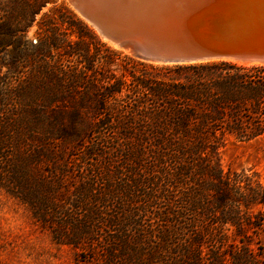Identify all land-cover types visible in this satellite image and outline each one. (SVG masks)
<instances>
[{
    "label": "trees",
    "instance_id": "16d2710c",
    "mask_svg": "<svg viewBox=\"0 0 264 264\" xmlns=\"http://www.w3.org/2000/svg\"><path fill=\"white\" fill-rule=\"evenodd\" d=\"M52 1L0 0V47L16 51L0 75V193L82 264H262L245 242L264 229V186L219 156L264 141V66L112 69L119 54L64 4L35 22Z\"/></svg>",
    "mask_w": 264,
    "mask_h": 264
},
{
    "label": "water",
    "instance_id": "95a60500",
    "mask_svg": "<svg viewBox=\"0 0 264 264\" xmlns=\"http://www.w3.org/2000/svg\"><path fill=\"white\" fill-rule=\"evenodd\" d=\"M99 37L152 65L264 66V0H69Z\"/></svg>",
    "mask_w": 264,
    "mask_h": 264
},
{
    "label": "rangeland",
    "instance_id": "374dc122",
    "mask_svg": "<svg viewBox=\"0 0 264 264\" xmlns=\"http://www.w3.org/2000/svg\"><path fill=\"white\" fill-rule=\"evenodd\" d=\"M61 4H64L80 18L72 9L69 0H54L52 3H48L45 7L41 8L35 16V22L40 21L44 14L51 15L54 13L58 15V13H63V10L59 12L55 11V8H60ZM88 27L95 34L100 44L109 47L119 54L117 57H114L112 69L118 66L120 64L119 61L125 56L133 58L126 50L112 47V45L99 37L90 26ZM37 28L38 26L34 23L27 33V37L31 42L35 40ZM16 38L19 37L16 36ZM22 42L26 43V40L22 38ZM86 42L88 43L90 53L97 50V58L102 62V57L107 55L106 51H104L105 49L100 47V45H96V41L86 39ZM2 48L3 51L1 52ZM21 49L22 47L18 50ZM15 53L14 43L10 45L4 44L3 47H0V75L5 73L10 57ZM219 165L223 172L244 171L248 175H253L264 186V141L257 143H236L230 139L225 147L220 150ZM247 235L249 237L246 238L245 243L255 252L256 257L262 264H264V229L257 230L254 234L248 231ZM234 243L237 244V241ZM0 264L82 263L76 261L75 250L54 244L50 239L49 233L41 230L39 226L32 222L28 211L24 207L0 193Z\"/></svg>",
    "mask_w": 264,
    "mask_h": 264
},
{
    "label": "bare ground",
    "instance_id": "6f19581e",
    "mask_svg": "<svg viewBox=\"0 0 264 264\" xmlns=\"http://www.w3.org/2000/svg\"><path fill=\"white\" fill-rule=\"evenodd\" d=\"M102 38V37H101ZM103 39V38H102ZM104 40V39H103ZM105 41V40H104ZM108 44H110V45H112V47L114 46V47H116L115 45H113L112 43H110V42H108V41H106ZM126 52H128V51H126ZM129 53V52H128Z\"/></svg>",
    "mask_w": 264,
    "mask_h": 264
}]
</instances>
